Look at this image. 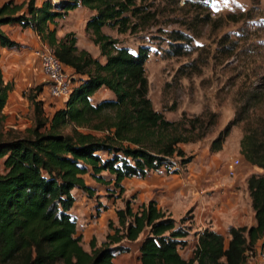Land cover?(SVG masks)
I'll use <instances>...</instances> for the list:
<instances>
[{"label": "trees", "instance_id": "1", "mask_svg": "<svg viewBox=\"0 0 264 264\" xmlns=\"http://www.w3.org/2000/svg\"><path fill=\"white\" fill-rule=\"evenodd\" d=\"M34 1L0 4V47H19L2 30L3 25L32 29L69 68L72 85L63 106L49 118L43 116L42 101L37 100L41 86L29 89L26 96L34 113L33 125L24 136L8 137L0 131V264H112L116 254L128 250L123 242L137 239V264H247V252L254 251L259 240L264 246V174H251L246 180L254 225L230 226L226 242L208 228L194 232L196 241L187 258L177 248L187 243L190 210L175 220L154 200L136 210L124 200L114 211L116 224L107 222L109 233L100 245L95 246L91 237L89 251L82 248L69 211L74 203L71 190L94 196L83 176L101 185L112 183L122 193L123 179L143 178L166 168L170 158H179L184 166L192 156H185L180 144L203 137L214 114L207 122L199 116L165 119L147 97L148 48L139 46L133 53L101 31L107 26L117 33L135 32L150 17L141 5L144 0H60L57 5L43 0L39 6ZM78 6L93 12L84 29L91 31L103 62L77 49L73 32L57 39L55 28L48 27ZM181 37L177 33L174 39ZM100 88L112 97L93 100ZM11 90L12 83L3 80L0 69V125ZM237 121L234 118L218 133L211 151L221 148L229 127ZM67 126L70 131L65 133L62 129ZM239 147L246 162L264 169V129L245 132ZM103 172L112 180L104 179Z\"/></svg>", "mask_w": 264, "mask_h": 264}, {"label": "rangeland", "instance_id": "2", "mask_svg": "<svg viewBox=\"0 0 264 264\" xmlns=\"http://www.w3.org/2000/svg\"><path fill=\"white\" fill-rule=\"evenodd\" d=\"M59 2L56 0L55 5ZM141 5L150 12V17L142 20L135 32L117 33L107 26L101 31L133 53L139 46L148 48L144 74L152 108L168 120L199 116L207 122L209 115L214 114L203 137L180 144L185 156H192L190 162L181 166L179 158L173 157L160 171L164 174L179 172L182 176L190 170H214L228 179L234 175V178L246 176V180L251 174H264V169L246 162L239 151V141L245 132L259 133L264 129V0H144ZM87 14L84 15L83 7L79 6L60 24L64 29L73 30L78 36V45L103 62L104 58L92 42L91 31L84 29L85 18H82ZM177 33L182 37L174 39ZM37 85L42 88L48 83L24 82L9 93L2 110L5 119L0 125V131L6 136H24L33 125L34 113L26 94ZM111 97L110 91L99 90L94 99ZM41 98L39 94L37 100L42 101L43 116L49 118L55 106L61 103L57 105L53 100ZM234 118L238 121L229 127L221 148L211 151L212 140ZM62 131L67 133L70 128L64 127ZM228 165L233 168L230 175ZM149 174L145 179L124 180L122 193L112 183L97 184L84 175L86 184L94 189V196L87 197L79 189L71 190L74 203L69 211L79 234L82 236L88 227V232L96 234L97 239H104L105 232L109 233L107 222L111 221L115 209L128 199L131 208L136 210L148 197L141 187L151 191L162 181L154 177L155 173ZM102 176L106 180L113 178L107 172ZM171 180L176 181V177ZM239 184L241 190V180ZM227 239L228 235L224 234V241ZM195 241L196 236L190 230L186 245L177 248L178 253L189 256ZM80 243L88 247L85 241ZM260 246L256 245L253 253Z\"/></svg>", "mask_w": 264, "mask_h": 264}, {"label": "crops", "instance_id": "3", "mask_svg": "<svg viewBox=\"0 0 264 264\" xmlns=\"http://www.w3.org/2000/svg\"><path fill=\"white\" fill-rule=\"evenodd\" d=\"M4 1L6 0H0V4ZM12 1L15 3H21L25 0ZM42 1L43 0H35L34 4L39 6ZM83 12L84 15L88 13L86 17L82 18H85V21L83 22H86L93 12L85 7H83ZM61 21L62 19H58L55 24H48L50 29L55 28V37L57 39L61 38L66 32L71 31L74 33V31L69 28H62V24H60ZM2 30L10 39L19 44L18 48L0 47V69L2 78L5 82L12 83L11 92L18 89L21 83L24 82H28L32 85L41 82L46 83L47 81L40 72L38 61L32 53L40 43L36 33L30 28H23L17 24L3 25ZM76 37L78 36L75 35V38ZM75 45L77 49L86 50V48L78 45V39H76ZM67 71L70 72L68 67ZM75 78L78 80L79 76L75 75ZM41 89V99H48L49 101L53 100L57 105L58 103H61L60 106H55V109L63 106L65 99H52L48 96L47 85L42 86ZM99 90L106 89L100 88ZM97 92L93 94V100H95L94 97ZM149 173H155L154 177L160 178L162 181L158 182L156 188L151 191H147V188L143 186L141 187L143 193L147 192L148 197L145 202L148 200H154L158 208L169 212L174 219L180 218L183 213L190 210V230L192 233L200 232L201 230L208 228L220 233L224 237V234L228 235L227 230L230 226L249 227L255 223L247 192L246 176L240 178H238L239 176H236V178H234L233 175L229 176L232 178L228 179L225 175L219 174L214 170H190L181 176V173L179 172L164 174L160 171V168L156 171H150ZM171 177H176V181H173L175 179L171 180ZM126 179L128 178L123 179V181ZM240 180L242 182L241 190L239 184ZM110 220L113 223H116L115 215H111ZM75 226L76 233L80 235L77 231L78 226L76 223ZM88 230V227H85V232L81 233V241H85V243L88 244V241L92 237L95 240V246H99L104 239H97L96 234H93L92 231L88 232ZM106 234L107 233L105 232V235ZM138 242L139 239L132 242H123V245L127 247L128 250L116 254L112 259V264H137L138 261L136 257L138 255ZM260 243L261 240H259L256 245H260ZM82 248L89 251V246H82ZM187 257L188 256L183 258ZM247 264L254 263L252 260L248 259Z\"/></svg>", "mask_w": 264, "mask_h": 264}, {"label": "built area", "instance_id": "4", "mask_svg": "<svg viewBox=\"0 0 264 264\" xmlns=\"http://www.w3.org/2000/svg\"><path fill=\"white\" fill-rule=\"evenodd\" d=\"M49 1L51 5L56 4V0ZM32 53L38 61L41 74L48 83V96L52 99H66L71 92L72 85L67 67L54 56L53 50L45 43L40 42ZM228 166V175H230L233 168L230 165ZM247 255L248 259L252 260L254 264H264V246L256 249L255 253L248 251Z\"/></svg>", "mask_w": 264, "mask_h": 264}]
</instances>
